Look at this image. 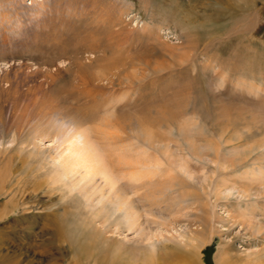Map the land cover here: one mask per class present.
I'll return each instance as SVG.
<instances>
[{"label":"rangeland","instance_id":"374dc122","mask_svg":"<svg viewBox=\"0 0 264 264\" xmlns=\"http://www.w3.org/2000/svg\"><path fill=\"white\" fill-rule=\"evenodd\" d=\"M182 2L185 12L189 0ZM172 3L0 0V165L10 169L0 208L11 209L13 191L26 196L34 182L61 176L51 124L77 125L115 149H147L162 172L174 170L173 187L157 193L163 205L144 207L133 197L151 240L141 242L140 229L115 235L128 243V264L150 254L164 264L171 247L193 244L200 264H264V0H208L191 20L194 33ZM105 121L124 131L110 139ZM76 179L43 184L29 205L32 221L52 211L75 224L84 211H110L101 194L89 199L83 186L74 189ZM96 183L105 185L101 177ZM61 245L64 264L91 262Z\"/></svg>","mask_w":264,"mask_h":264},{"label":"bare ground","instance_id":"6f19581e","mask_svg":"<svg viewBox=\"0 0 264 264\" xmlns=\"http://www.w3.org/2000/svg\"><path fill=\"white\" fill-rule=\"evenodd\" d=\"M177 1L178 0H173V7L171 8L173 13L178 17L180 16L184 22L191 23V27H189L190 31L192 33H194L193 31L196 32V27L193 26L191 20L192 18H197L196 9L201 5H207L206 2L208 0H189L187 3L189 9L185 12L181 10V8H183L181 7L183 6V0ZM218 15L220 16L223 14L221 13ZM202 22L204 24V21ZM53 110H55V116H61L60 111L56 108ZM105 122L107 123V125H105L106 129L112 131V133L110 132L108 135L111 136L110 139H113L114 137L117 138V136L124 131L122 126H116L118 123L117 121L116 123L114 122L115 125L108 121ZM121 122L123 123L122 120ZM60 125L57 122L56 124L55 122L51 124V126L57 130L52 136L57 139V143L59 144L58 148L55 150L56 156L52 157V161L55 164H58V169L59 171L61 170V176H56L57 178L54 179L50 178V183H41V181L39 183L37 181L34 182L32 188H29L32 189V191L29 190L30 192L26 196V192L17 195L14 194L13 191L10 201L8 200L12 204L11 209H9L7 205L3 209L0 208V221L3 222V229L6 230L3 232L4 234L0 235V264H64V260L61 256L64 246L61 244L66 242L69 243V248L70 250L72 249L74 253H78L79 256L83 255L85 259L91 260V262H88L89 264H128L129 262L127 261L126 256L128 243L125 240L118 239L115 235L122 234L124 232H122L123 227L125 231L140 229L141 242L151 240V237L146 234L143 223H141V214H139V211L136 208L137 201L133 197L139 195V197L137 196L138 202L143 204L144 207H152L154 205L160 206L163 203L161 201L162 197L157 195V193L160 194L162 191L163 193L161 194H164L165 192L163 190L165 188L163 187H173V181L175 180L171 175L174 170L170 169L168 172L163 171L169 178H165L164 180L161 179L162 183L159 182L161 180L156 183L154 180L156 178L155 176L159 173H163L162 170H160L161 162L158 158L147 156V149H136L134 152L130 146L123 144L124 146L122 145L119 148L120 150H118L113 148L114 146L112 145L114 144H107L106 141L100 142L103 144L106 143V148H102L103 146L101 147L99 143V140L101 139L97 140L96 137L95 139L92 138L91 136L93 135L90 136L87 129L80 130L77 128L80 126L75 124L76 126H74L73 130H67V128L64 130L65 128L60 127ZM103 132L104 130L102 133ZM35 133H38L40 136L49 134L46 130L41 132L36 131ZM99 133H101L100 129ZM91 134H93V132ZM122 139H124L123 136ZM118 145L120 144H117V146ZM37 156L39 157V155ZM178 167L181 171H186V173L189 174L187 167L184 164ZM9 172L10 169H8L7 166H2L0 169V183L6 179ZM38 172L41 173V171ZM71 177H77L76 181L73 182L74 189L77 186H83L82 190L84 189V192L86 194L88 193L87 196H89V199L93 198L96 194H101L103 200L109 202L110 211H105L106 213L103 214L104 209L102 208L104 207L98 210L96 214L92 213V211H94L92 209L87 212L84 211V213L81 214L82 216L79 215V218H81L80 223H77L76 220L75 224L70 219L69 216L71 215L68 213H56L55 215V212L48 211L49 213L44 214V218H38L36 222H33L34 220L32 221V217L35 213L33 210L31 211V209H35V207L29 205L36 202L35 198L37 196H35V193L37 190L40 189L43 184L52 185L57 184L58 182L62 183L63 180H67ZM98 177H101L104 180V186L100 187L97 185L96 179ZM150 183H155V186ZM149 184L151 187H149ZM106 187L108 188L107 192L105 191ZM3 188H1V190ZM161 188L163 189L161 190ZM70 191L72 192V190ZM2 195L3 194L0 193V198H2ZM17 196H19V198ZM157 196L159 199H157ZM23 207L24 209H22ZM167 207L166 210L170 212L173 211L172 206ZM21 211L27 212L18 215L15 220L13 217L12 219L8 217L10 214L14 215L15 213H21ZM7 217L8 219H6ZM120 218L126 222L125 226L124 224H121L122 220H120ZM118 219L120 221H117ZM5 220H7V222H5ZM9 221L11 225L7 226L6 223H9ZM37 222H41V229L40 232L35 233L34 230ZM52 226L54 227L52 228L53 232L49 231V228ZM47 232L53 233L52 237L43 238L44 234H47ZM191 238L194 239V237ZM5 247H7L6 250L4 249ZM191 247L190 251H180L175 247H171L170 251L166 255L164 254L165 257L163 263L200 264L198 253L199 246H194L193 244ZM4 250L6 253L3 254ZM37 255L40 259L35 260V256ZM81 261L82 259L79 257L78 261H75V263L83 264L84 262ZM141 261L143 264H157L159 259L155 258L154 254H150L146 255Z\"/></svg>","mask_w":264,"mask_h":264}]
</instances>
